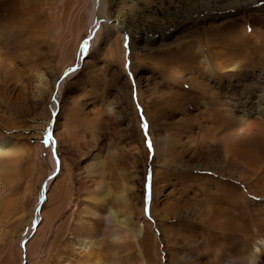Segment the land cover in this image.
I'll use <instances>...</instances> for the list:
<instances>
[{"label":"rangeland","instance_id":"374dc122","mask_svg":"<svg viewBox=\"0 0 264 264\" xmlns=\"http://www.w3.org/2000/svg\"><path fill=\"white\" fill-rule=\"evenodd\" d=\"M93 2L0 0V264H249L264 161L234 141L264 106V0Z\"/></svg>","mask_w":264,"mask_h":264},{"label":"bare ground","instance_id":"6f19581e","mask_svg":"<svg viewBox=\"0 0 264 264\" xmlns=\"http://www.w3.org/2000/svg\"><path fill=\"white\" fill-rule=\"evenodd\" d=\"M94 4H93V6L96 8V9H98L99 11L101 10V8L102 7H104V6H102L101 5V3H100V0H94V2H93ZM103 4V3H102ZM100 5V6H99ZM95 14H98V15H96V16H94V14H93V16H92V18H91V33H92V35H91V38H90V40L89 41H87V43H86V45H88V46H92V45H94L96 42H97V40H98V35H99V33L101 32V21H102V18H103V20L105 19V20H107L108 21V19H107V16H105V15H103V14H101L100 12H98L97 10L95 11ZM106 21V22H107ZM100 27V28H99ZM138 50V49H137ZM84 49H82V51H81V53H80V55H79V57L81 58L83 55H84ZM80 65V64H79ZM211 65V64H210ZM202 66H203V64H202ZM237 68L238 67H236V66H234L231 70H234V71H228V75H229V77H231L232 78V76H233V74H235V73H237V72H235L236 70H237ZM201 69H203V72L204 73H207V71H208V67L207 68H201ZM234 72V73H233ZM219 73V72H218ZM218 73H217V75H218ZM211 74H213V73H211ZM236 76V75H235ZM210 78V77H209ZM217 78V77H216ZM258 79V78H257ZM254 81H255V79H254ZM259 81V80H258ZM198 83V82H197ZM230 85V84H229ZM233 85L231 84V87H232ZM235 86V85H234ZM239 90V89H238ZM237 90V91H238ZM240 91V90H239ZM59 95V94H58ZM211 95V94H210ZM58 99H59V96L57 97ZM57 99V100H58ZM250 99V95L245 99V101H248ZM57 100L55 101V104L57 103ZM239 110H241V112H242V115L244 116V115H249V120L247 121V126L245 127V132H244V134H243V136H242V138H239V139H237V140H235L234 142L235 143H237V144H239V149H241V146H244V144H242L241 145V143L243 142V141H245V140H249V141H251V142H253V145H249V146H253L254 147V149H253V151H252V154H254V159H255V161H257V162H259V161H264V159H262V160H259V158H260V156L262 157V155H263V149H264V138H263V136L260 134V133H257L256 131H253V129H257L256 127L257 126H255V124H259V125H262V126H264V106H262V107H259L258 109H256V110H251V109H245V108H243V109H239ZM257 115H259V117L257 116ZM258 118H260V119H258ZM253 122V123H252ZM248 124H251V125H248ZM157 125V124H156ZM255 127V128H254ZM259 131V130H258ZM156 136V135H155ZM159 137H157V139H158ZM248 141V142H249ZM161 142V144H162V141H160ZM168 142H170L169 140H165L164 141V143H163V145L161 146V147H163V150H164V152H166L167 154H166V162H175V159H178L180 156H181V154L179 155H177V152L175 153V151L173 152V148L171 147V145H172V142H171V145L169 146V143ZM5 143V139L2 137V136H0V153L1 152H3L4 150H3V147H2V145ZM156 143H158V140H157V142ZM160 144V143H159ZM157 145V144H156ZM241 145V146H240ZM161 147H158L157 146V149H158V153H159V151H161L160 149H161ZM10 150V149H9ZM12 150V149H11ZM13 151V150H12ZM157 151V150H156ZM5 153L7 152V150H5L4 151ZM239 152H246L247 154H248V152H247V150L245 151L244 149H241ZM173 153H175L176 155H174L173 157H174V159H171L170 157H171V155H173ZM165 154V153H164ZM1 155L2 154H0V157H1ZM181 158V157H180ZM231 158H232V160H235V156H231ZM262 158H264V157H262ZM237 162V161H236ZM176 163V162H175ZM0 166H2V165H0ZM181 166L183 167V168H185V167H187V166H189V165H187V164H181ZM197 166V165H196ZM211 169H213L212 167H211ZM258 171V170H257ZM261 178V177H260ZM261 181V180H260ZM258 182V181H257ZM262 183H264V180H262L260 183H259V185L261 186L262 185ZM244 185V184H243ZM246 185V184H245ZM48 186H49V184H48ZM246 187V186H245ZM262 187V189L263 190H261V191H263V195H264V184L261 186ZM48 188V187H47ZM130 197V196H129ZM104 199V198H103ZM125 200H126V202H127V199L125 198ZM124 201V200H123ZM132 203V202H131ZM134 207L135 206H133V207H131L130 206V210H131V213H130V215H128V216H126L125 218H119L118 217V215H117V213H115V214H111V212H110V214H107L105 217H106V220H107V223H108V225H109V236L113 239V241H120L121 239H123V237H126V236H128L129 237V234L131 233V232H133L134 231V229H136L135 227V225H136V220H135V214H134ZM126 208V207H125ZM112 215H113V217H112ZM33 223V222H32ZM106 228L108 229V227L106 226ZM32 229V225H31V227H30V229L27 231V233L30 231ZM136 232V231H135ZM26 233V234H27ZM107 233V232H106ZM25 234V235H26ZM136 235H138V233L136 232ZM85 246H84V249H87L89 246L87 245V244H84ZM257 246H261V247H263L264 248V240H260V242L258 243V245ZM255 247L254 248V250H251V252L246 256L248 259H246V260H248L249 261V264H255L256 263V259H255V255H256V252H258V251H260L261 249H259V247ZM260 247V248H261ZM89 256H91L92 257V255H89ZM94 257V256H93ZM89 258V257H88ZM96 258H97V255H96ZM91 259V258H90ZM94 259V258H93ZM241 259V258H240ZM238 260V259H237ZM243 261V260H242ZM241 261V262H242ZM231 262V261H230ZM238 262V261H237ZM240 262V261H239ZM86 263V262H85ZM86 264H102V263H97V262H87Z\"/></svg>","mask_w":264,"mask_h":264},{"label":"snow or ice","instance_id":"6c2138e0","mask_svg":"<svg viewBox=\"0 0 264 264\" xmlns=\"http://www.w3.org/2000/svg\"><path fill=\"white\" fill-rule=\"evenodd\" d=\"M87 50H88V46L85 45L84 52L86 53ZM142 126H143V128H144L145 130H147L148 125H147L146 122H145ZM53 142H54V140H53V135H52L51 130H49V131H48V134H47V137H46V139H45V141H44V143H45V145H48V144L53 143ZM147 143H148V147L151 148V147H152V145H151V141L149 140ZM149 198H150V191H149Z\"/></svg>","mask_w":264,"mask_h":264}]
</instances>
